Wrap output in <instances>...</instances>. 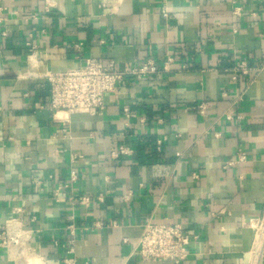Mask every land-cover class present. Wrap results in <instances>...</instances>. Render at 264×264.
<instances>
[{"label":"crops","instance_id":"0c3cea01","mask_svg":"<svg viewBox=\"0 0 264 264\" xmlns=\"http://www.w3.org/2000/svg\"><path fill=\"white\" fill-rule=\"evenodd\" d=\"M0 20V232L37 230L28 245L47 264L71 245L76 264H172L137 252L151 218L199 236L183 264L247 263L250 225L264 220V0H0ZM150 57L174 63L122 82L102 116L53 118L44 74ZM121 146L133 153L116 158ZM238 151L247 161L223 168ZM71 154L82 157L74 184ZM17 257L0 247V264Z\"/></svg>","mask_w":264,"mask_h":264},{"label":"built area","instance_id":"2783aa9c","mask_svg":"<svg viewBox=\"0 0 264 264\" xmlns=\"http://www.w3.org/2000/svg\"><path fill=\"white\" fill-rule=\"evenodd\" d=\"M47 11H49L48 8ZM239 11L240 9H235L234 15L239 16ZM163 14H167L166 10L163 11ZM2 36H6V33L2 32ZM27 46L30 51L28 56L29 64L34 65V67L40 66V61L36 60L38 51L36 46L31 43H27ZM173 63L174 59L168 57L163 66L159 67L154 58L150 57L140 65L133 64L122 69L113 59L88 58L82 67L58 73H46L43 77L50 84V109L53 112V118L58 123H65L69 122L72 116H102L107 108L106 100L108 96H116L119 85L122 82L128 80L139 81L147 77L167 73ZM237 71L247 74L249 68L243 63L237 68ZM208 108V104L202 103L198 106V112L205 117ZM124 113L127 120L132 118V112L129 108H125ZM226 117L228 120H233V112H229ZM144 122V119H141V123ZM63 132L67 134L66 129ZM166 141V138L157 141L158 151H161ZM132 153V150L121 146L114 156L117 158L121 155H130ZM81 158L78 154L70 155L72 168L70 184L78 181V172L73 167ZM247 159L248 156L244 151H238L237 160L226 162L223 168L243 164ZM194 177L197 178V176ZM35 181V184L39 185L40 180ZM66 187H68V184H66ZM59 191L57 190L55 193V199L58 201L61 199ZM79 200L83 205L89 204L90 201L89 197L86 196L81 197ZM99 200L103 202L102 198H99ZM19 224L14 222L2 228L0 232V247L6 249L8 253L13 250L18 251L17 258L19 261L12 258L14 264H47L36 249L28 245L30 238L38 231L26 230L24 226ZM250 226L255 229V237L246 264H261L264 258V238L262 239L263 246L261 249L255 247V242L258 233L262 231L260 229L264 227V220ZM73 227L71 226L70 229ZM193 239L198 240L199 236L192 231L184 229L180 224L155 223L149 218L142 225L137 252L144 262L183 264L189 257V247ZM69 243L72 244L73 241ZM66 253L68 256L65 258L64 264H76L74 245H71Z\"/></svg>","mask_w":264,"mask_h":264},{"label":"bare ground","instance_id":"6f19581e","mask_svg":"<svg viewBox=\"0 0 264 264\" xmlns=\"http://www.w3.org/2000/svg\"><path fill=\"white\" fill-rule=\"evenodd\" d=\"M262 230L260 233H258L257 238H256V242H255V247L258 249H261V247L263 246V238H264V227H262Z\"/></svg>","mask_w":264,"mask_h":264}]
</instances>
